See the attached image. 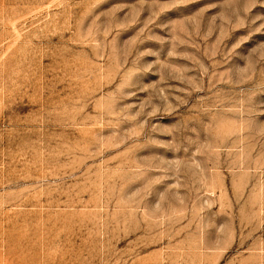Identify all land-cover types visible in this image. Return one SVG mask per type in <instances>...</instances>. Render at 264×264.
I'll use <instances>...</instances> for the list:
<instances>
[{
	"label": "rangeland",
	"instance_id": "obj_1",
	"mask_svg": "<svg viewBox=\"0 0 264 264\" xmlns=\"http://www.w3.org/2000/svg\"><path fill=\"white\" fill-rule=\"evenodd\" d=\"M0 264H264V0H0Z\"/></svg>",
	"mask_w": 264,
	"mask_h": 264
}]
</instances>
